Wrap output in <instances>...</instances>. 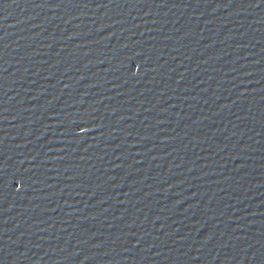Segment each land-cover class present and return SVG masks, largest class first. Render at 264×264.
Here are the masks:
<instances>
[{
  "label": "water",
  "instance_id": "obj_1",
  "mask_svg": "<svg viewBox=\"0 0 264 264\" xmlns=\"http://www.w3.org/2000/svg\"><path fill=\"white\" fill-rule=\"evenodd\" d=\"M0 264H264V0H0Z\"/></svg>",
  "mask_w": 264,
  "mask_h": 264
}]
</instances>
